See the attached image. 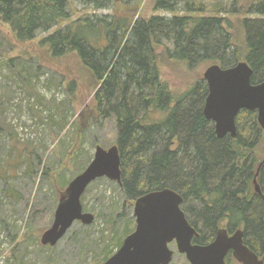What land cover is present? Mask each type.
<instances>
[{
  "label": "trees",
  "instance_id": "trees-1",
  "mask_svg": "<svg viewBox=\"0 0 264 264\" xmlns=\"http://www.w3.org/2000/svg\"><path fill=\"white\" fill-rule=\"evenodd\" d=\"M113 1L0 0V20L19 42L45 33L40 44L53 57L74 54L88 71L96 90L94 119L113 118L117 125L120 185L130 201L171 188L182 194L190 223L204 232L198 241H210L208 236L224 223L244 229L247 244L258 253L264 246V162L258 177L263 196L256 192L254 178L263 161L257 149L262 144L264 156V130L257 112L241 110L237 137L219 138L203 112L208 95L204 78L175 93L162 78L156 49L162 47L166 57L189 69L207 61L224 68L246 61L254 70L252 83H260L264 0L248 8L234 0L233 9L224 10L226 15L240 14L242 7L244 14L255 15L239 20L242 41L234 35L236 30L231 32L235 26L228 16H195L206 9L204 0H155L156 10L173 16L134 23L126 17L90 13L73 20L76 3L96 12ZM121 244L118 241L116 248ZM113 254L104 252L102 261Z\"/></svg>",
  "mask_w": 264,
  "mask_h": 264
},
{
  "label": "rangeland",
  "instance_id": "rangeland-1",
  "mask_svg": "<svg viewBox=\"0 0 264 264\" xmlns=\"http://www.w3.org/2000/svg\"><path fill=\"white\" fill-rule=\"evenodd\" d=\"M240 1L248 8L261 0ZM204 2L206 9L195 16H228L235 26L231 32L236 30L238 41L245 38L239 20L255 15L244 14L242 7L240 14L226 15L234 0ZM154 4L155 0H114L93 12L76 3L73 20L86 13L126 17L132 23L173 16ZM44 36L19 42L0 20V264H98L105 261L104 252L116 253L118 241L123 243L135 230L136 200L130 201L116 181L99 178L82 196L84 212L94 215V222L75 221L55 246L41 243L54 223L60 192L92 162L98 145L108 149L117 143L115 120L94 119L96 90L88 71L74 54L53 57L40 44ZM156 53L162 78L175 93L191 87L215 64L207 61L189 69L166 57L160 46ZM262 148L261 144L257 149L260 166ZM230 263L239 264L234 259ZM173 264L190 263L177 253Z\"/></svg>",
  "mask_w": 264,
  "mask_h": 264
},
{
  "label": "water",
  "instance_id": "water-1",
  "mask_svg": "<svg viewBox=\"0 0 264 264\" xmlns=\"http://www.w3.org/2000/svg\"><path fill=\"white\" fill-rule=\"evenodd\" d=\"M254 70L246 61L224 68L210 65L203 78L208 86L204 115L214 123L219 138L237 137L236 117L241 110L256 111L264 130V80L253 84ZM122 162L119 147L108 149L98 145L92 162L60 193L55 220L41 238L43 245L55 246L75 221L85 225L94 222L91 213L84 212L82 196L91 183L106 177L122 184ZM260 167L254 178L256 192L263 195L258 183ZM181 193L164 188L139 197L134 204L136 228L123 241L119 250L98 264H170L173 251L169 243L177 241L179 252L185 253L191 264H226L232 252L241 264H264L245 243L244 229L230 236L228 230H217L215 240L208 245H193L198 230L190 223L183 209Z\"/></svg>",
  "mask_w": 264,
  "mask_h": 264
},
{
  "label": "flooded vegetation",
  "instance_id": "flooded-vegetation-1",
  "mask_svg": "<svg viewBox=\"0 0 264 264\" xmlns=\"http://www.w3.org/2000/svg\"><path fill=\"white\" fill-rule=\"evenodd\" d=\"M260 195V194H259ZM261 196H263V195H261ZM263 198V200H264V196L262 197ZM220 228H225V229H227L228 230V233H229V235L230 236H232L234 233H235V231H237V229H231V228H229V227H225V226H222V227H219V229ZM203 233L204 232H198V236H195V237H193V239H192V244L193 245H208V244H210V243H212L214 240H215V237H216V235H217V231L216 232H213V234L212 235H209L208 237H210L211 238V240L210 241H208V239L209 238H203L202 240H200V241H198L199 240V238L201 237V236H203ZM246 235V234H245ZM244 235V239H245V243L247 244V240H246V236ZM248 245V244H247ZM178 245H177V241L176 240H173L172 242H170L169 243V248L173 251V257H172V261H171V263L170 264H173V261H174V259H175V257H176V255H177V253H179L180 254V256H182L183 258H185V260H187L188 262H189V260L187 259V256H186V254L185 253H181V252H179V250H178V247H177ZM249 246V245H248ZM250 247V246H249ZM251 249V248H250ZM261 250V251H260ZM259 251H258V253H256L257 254V256L260 258V259H263L264 260V246L262 247V249H260ZM253 251V250H252ZM235 260V261H237L235 258H234V256L232 255V252H230L227 256H226V259H225V262H226V264H229V262L231 261V260ZM238 262V261H237ZM190 263V262H189ZM239 263V262H238ZM191 264V263H190ZM239 264H241V263H239Z\"/></svg>",
  "mask_w": 264,
  "mask_h": 264
},
{
  "label": "bare ground",
  "instance_id": "bare-ground-1",
  "mask_svg": "<svg viewBox=\"0 0 264 264\" xmlns=\"http://www.w3.org/2000/svg\"><path fill=\"white\" fill-rule=\"evenodd\" d=\"M209 3V2H208ZM80 173V172H79Z\"/></svg>",
  "mask_w": 264,
  "mask_h": 264
}]
</instances>
